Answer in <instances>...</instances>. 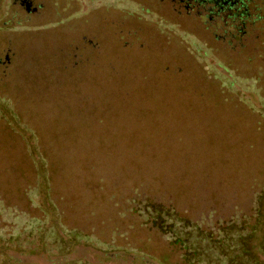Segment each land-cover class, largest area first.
<instances>
[{
	"label": "rangeland",
	"instance_id": "rangeland-1",
	"mask_svg": "<svg viewBox=\"0 0 264 264\" xmlns=\"http://www.w3.org/2000/svg\"><path fill=\"white\" fill-rule=\"evenodd\" d=\"M43 4L33 15L0 0V96L35 133L14 132L0 104V196L22 202L17 188L35 180L27 144L37 143L54 163L52 195L81 228L104 234L123 225L111 202L122 204L133 188L196 213L214 208L224 215L251 204L264 187V121L254 109L261 106L250 85L227 91L229 72L212 56L247 73L255 60L221 45L201 17L167 0ZM137 232L127 234L130 242L145 236ZM138 250L76 243L9 253L23 264L175 259L155 238L149 250Z\"/></svg>",
	"mask_w": 264,
	"mask_h": 264
},
{
	"label": "trees",
	"instance_id": "trees-1",
	"mask_svg": "<svg viewBox=\"0 0 264 264\" xmlns=\"http://www.w3.org/2000/svg\"><path fill=\"white\" fill-rule=\"evenodd\" d=\"M167 1L178 8V3ZM220 5L213 6L212 14L186 8L185 13L201 17L221 45L229 50L246 52V61L255 60L254 71L247 73L241 72L226 58L212 56L222 70L229 72V78L226 81L223 78L228 92L236 93L248 85L253 87L261 106V109H254L264 121V103L260 102L264 98V0L221 2ZM206 7L201 9H208ZM9 100L0 96L2 108L14 119V126L9 125L10 128L17 134H21L18 128L32 132L17 119L19 115ZM26 157L35 180L26 188H17L22 202L14 203L0 196V256L3 255L0 264H23L21 259L9 253L10 249L33 253L52 248L65 250L72 244L82 243L94 248L142 251L150 249L154 238L160 240L162 249L174 255L175 259H169V264H264V187L256 191L247 208L235 205L224 215L218 214L214 208L196 213L191 206L182 207L173 198H156L133 188L122 204L111 202L123 225L115 223L103 234L93 227L81 228L70 222L67 210L57 202L52 195V186L47 183L54 163L37 143L27 144ZM41 179L46 183L44 188L40 186ZM38 197L44 199L38 201ZM109 197L115 201L113 192ZM137 228V233L145 232V236L141 235L135 244L130 242L127 234L135 233ZM138 256L143 264L146 257L168 264L164 261L166 255Z\"/></svg>",
	"mask_w": 264,
	"mask_h": 264
},
{
	"label": "flooded vegetation",
	"instance_id": "flooded-vegetation-1",
	"mask_svg": "<svg viewBox=\"0 0 264 264\" xmlns=\"http://www.w3.org/2000/svg\"><path fill=\"white\" fill-rule=\"evenodd\" d=\"M43 1L44 0H12V4L18 6L19 8H23L24 11L27 12L28 14L36 15L39 14L43 8L44 6ZM170 1L173 4L178 3L179 6L181 7L183 6L188 11L189 10H194L196 12L207 11V13L212 14L211 10H213L214 7L221 6L220 5L221 2H223L224 4L227 3L233 4L240 0H170ZM201 5L205 7L207 6L208 9H201L202 7Z\"/></svg>",
	"mask_w": 264,
	"mask_h": 264
}]
</instances>
